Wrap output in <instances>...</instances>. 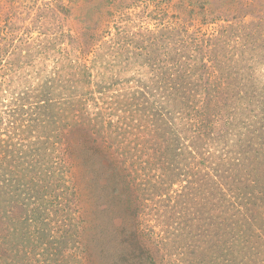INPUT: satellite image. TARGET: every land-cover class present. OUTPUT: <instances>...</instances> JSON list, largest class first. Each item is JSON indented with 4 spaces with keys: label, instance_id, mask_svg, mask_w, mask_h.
<instances>
[{
    "label": "trees",
    "instance_id": "16d2710c",
    "mask_svg": "<svg viewBox=\"0 0 264 264\" xmlns=\"http://www.w3.org/2000/svg\"><path fill=\"white\" fill-rule=\"evenodd\" d=\"M248 1L241 0L239 8H248ZM251 2L259 10V0ZM48 9L54 32L47 46L46 39L40 45L33 41V46L28 41L35 50L24 49L0 33V261L24 264L15 257L21 259L23 248L28 258L29 244L41 251L37 257L33 255L34 264H82L76 254L78 246L83 249L78 226L64 218L67 207L71 213L78 199L64 186L77 144L87 151L86 158H80L82 167L100 169L99 175L108 176L116 186L109 195L113 210L128 186L142 190L136 179L147 176L145 172L161 176L147 202L154 212L158 203L169 204L162 195L179 186L177 192L172 189L174 197L169 194L179 208L169 214L178 218L167 227L174 225L177 232L182 231V241L177 243L184 240L195 248V254L200 251V257L204 256L196 260L182 248L179 255L191 259L188 264H264V67L258 72L256 67L243 70L245 83L239 86L234 82L242 67L222 64L221 58L228 53L226 43L219 44L222 36L206 37L201 46L187 31L163 25L158 34L153 33V43L143 48L149 70L140 72L143 77L125 80L120 75L123 69L115 70L103 62L101 49L91 59L77 53L78 37L63 28L70 11L64 0H50ZM260 13L256 23H243L230 38L232 43L242 44L240 50L233 48L234 53L258 59L255 55L261 56V48L264 58V10ZM245 17L254 16L246 13ZM207 42L213 45L212 52L205 49ZM101 46L109 50L111 43ZM28 57L52 60L51 76L33 87L12 85L13 74ZM127 84L135 86L122 88ZM118 89L125 91L123 96L108 100ZM149 96L155 100L150 105ZM240 100L244 101L242 115L230 110ZM79 118L84 127L78 124ZM108 136L120 150V168L106 167L101 147L94 142L97 138L104 142ZM118 176H133V180L127 184ZM66 197L69 200L64 202ZM134 199L126 206L132 210L128 217L131 227L125 226L136 237L143 228L146 205L141 195ZM6 226L16 240L11 246L4 236ZM127 245L134 247L135 242L130 239ZM141 251V255L152 256L145 247ZM122 264L138 263L133 259Z\"/></svg>",
    "mask_w": 264,
    "mask_h": 264
},
{
    "label": "rangeland",
    "instance_id": "374dc122",
    "mask_svg": "<svg viewBox=\"0 0 264 264\" xmlns=\"http://www.w3.org/2000/svg\"><path fill=\"white\" fill-rule=\"evenodd\" d=\"M64 1L67 7L70 8V11L64 21L66 26H63V28L64 31L68 33L71 32L73 36L78 37V43L77 45L75 44L78 48L77 53H81V55L84 53L88 59H91L94 57L93 54L95 53L98 55V51L101 49L103 62L105 64H111L115 70L123 69L120 75L122 78H125V80L135 78V76L143 77V72H140H147L149 70V65H147L149 61H146L147 55H145L147 50L143 48L151 42L153 43V33L158 34L161 28H163V25L176 28L179 31H187L201 46L204 45L203 40L206 37L215 36L217 34V36H222L220 38L221 43L219 44L225 42L226 45L223 46H225L228 51L226 54L227 56L220 55V57L223 56V58H221L222 64L224 66L230 65L237 68L242 67L237 81L234 82L239 84V86L245 83L243 80L244 76L241 79L243 70L248 67H256V71L264 67L263 51L261 48L258 51L262 53L261 56L255 55L258 59L255 57L247 58L244 55L236 54L237 51L234 53L233 48L240 50L242 44L232 43L233 41L230 39L233 38V34H236L238 28L240 29V25H243V23L252 21H254L252 23L257 22L261 15L260 11L264 10V0H259L258 5L260 11L258 10V6L254 7L252 5L251 0H249L246 5L249 6L248 8L243 6L241 9L239 8V6L243 5L241 0ZM257 2L258 1H256V3ZM48 4H50V0H0V33L2 32L6 36L8 35L10 40L13 41V44H16V42H18L19 45L22 44L24 49L27 47L32 48L30 45L28 46V41H30L33 46V41L35 45H40V41L46 39L47 41H44V45L47 46L48 37L54 32L53 20L51 15L47 14V10H49ZM246 13L253 14L254 17H245ZM102 42L111 43V48L109 50H103L101 46ZM32 49L35 50L34 47ZM205 49L212 52L213 45L207 42L205 43ZM13 55L14 53H12L11 57ZM8 56H10V53ZM31 58H33V60H30ZM28 59L29 61L24 59L26 64H20V69L13 74L14 82L12 85L21 88L33 87L39 83L43 84V82L51 76V71L54 67V62L52 60H40V57H36L35 59L34 57H28ZM246 64L247 66H245ZM43 68L44 70L38 77V74ZM115 72L118 73V71ZM135 79L138 78L136 77ZM262 84H264V80H262ZM134 86L133 84H127V86L122 88L129 89ZM237 88L238 87H234L236 92ZM124 92L125 91L118 89L116 95H114V92L108 95V100L112 96H115L113 99L123 96ZM221 97L223 98L222 95H220V98ZM157 99L159 98H156V100ZM148 100L149 105L155 101L152 96H149ZM197 100L200 101V98L198 97ZM205 101L207 100H203V102ZM240 101V105L231 104V109H229L231 111L235 110V113L238 112L239 115H242L244 101ZM108 102L112 103L113 101ZM158 102H160V99ZM164 102L165 101H163V104ZM102 107L105 110V108H107V103L103 104ZM250 110L251 108H248L247 111L249 112ZM91 111L97 112V110L93 109H91ZM85 112L87 113V111ZM248 112L245 111V113ZM245 115L246 114H244V116ZM78 120V124H82L84 127L83 120H81V118ZM75 136L79 137V134ZM75 136L73 135L72 139L74 143H76ZM102 140L103 139L97 138L94 142L101 147L99 151L101 157L107 160L106 167L114 168L117 166V168H120L121 160L118 156L120 150H118L119 148L116 149L117 144L114 138L108 136L105 137L104 142ZM73 151L74 153H72V156L74 160L71 162L70 176H66L64 183L66 185L64 186L70 188L78 199L72 204L71 213L69 211V206L67 207L68 216L65 212L64 218L68 222H71V225L75 224L78 226V236L82 241L84 250L80 249L81 247L78 246V252H76V254L82 264H122L123 261L133 259H135L138 264H188L191 259H186L182 255H179L182 248H184L183 251L186 249L192 253V256H190L191 258L195 256V259L198 260L204 257H200V251L195 254V248L192 249V246L184 244V240L182 244L177 243L182 241V231L177 232L174 225V228L171 229L167 227L178 218L173 213L169 214V212L173 211L179 212V208L176 207V204L170 201L171 197L169 194L174 197V191L172 189L176 190L179 186L173 187L167 194L162 195L169 200L170 207L173 208V210L168 211L169 204L167 202H161L157 204L156 212H154L152 211L153 205L147 204V202L150 200L152 193L155 192L152 188L158 183V177L161 178V176H155L156 174L145 172L147 176H137L136 179L137 184L142 185V187H137L142 188V190H131L128 186L129 191L122 195L118 200V207L115 205L113 210L111 206L108 205L110 203L109 195L113 190L112 187L116 186L112 185L108 176L99 175L100 169H94L97 171L94 172L93 167H89L90 165L85 166L86 168L84 166L82 167V160H80V158L82 156L84 159L86 158L84 156L85 152H87L86 148H79L76 144V146L73 147ZM77 155H79V157H76ZM185 155H187V153H185ZM68 157L70 162V155ZM114 159H116V161H113ZM118 178L121 181H126L127 184L133 180V176H118ZM122 178L125 179L122 180ZM64 186L62 189H64ZM148 187H150V189H148ZM158 190H163V188L159 187ZM68 191L64 194H67ZM177 191L178 189L176 192ZM120 194H122V192H120ZM139 195H141L142 202H144L146 208L141 222L143 228L139 234L134 237L131 233L132 230L125 226V224H128V226L131 227L128 217L132 215V210L129 212L126 206H128L127 203L130 201V198L135 200L134 198ZM68 200V197H66L63 201L66 202ZM137 205L140 207L139 204ZM60 225H63V223ZM1 229L0 226V234H2ZM173 231L175 232L174 235H172ZM11 233L12 230L9 226H6L4 236H6L7 244L9 241L10 246L16 241L11 236ZM154 234L157 236L151 237V235L154 236ZM130 239L133 240V243L135 242L134 247L133 245L125 246ZM115 241L120 243L117 244ZM137 241L143 243L138 246L136 245ZM144 247L152 253L153 257L150 253L141 255V250L144 249ZM21 250V259H17V257H15V259L16 261L20 260L22 263L24 262V264H26L25 260L31 261L32 264H34V260L36 259L33 255L36 254L37 257L38 253L41 252L35 251L34 247L28 244L26 252L29 257L25 259L23 248ZM128 253L129 255H125ZM127 256L132 257L127 258ZM142 256L145 260L140 258ZM11 258L13 260V257ZM38 262L35 264H42ZM0 264H3V262L0 261Z\"/></svg>",
    "mask_w": 264,
    "mask_h": 264
}]
</instances>
